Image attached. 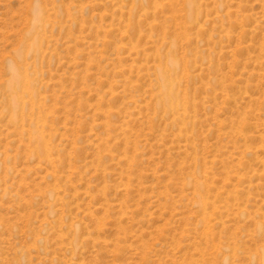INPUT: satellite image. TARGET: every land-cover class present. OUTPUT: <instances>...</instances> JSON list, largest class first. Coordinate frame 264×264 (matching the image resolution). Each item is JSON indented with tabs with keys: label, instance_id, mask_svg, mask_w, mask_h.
<instances>
[{
	"label": "rangeland",
	"instance_id": "obj_1",
	"mask_svg": "<svg viewBox=\"0 0 264 264\" xmlns=\"http://www.w3.org/2000/svg\"><path fill=\"white\" fill-rule=\"evenodd\" d=\"M263 249L264 0H0V264Z\"/></svg>",
	"mask_w": 264,
	"mask_h": 264
},
{
	"label": "bare ground",
	"instance_id": "obj_2",
	"mask_svg": "<svg viewBox=\"0 0 264 264\" xmlns=\"http://www.w3.org/2000/svg\"><path fill=\"white\" fill-rule=\"evenodd\" d=\"M35 13H34V15H36ZM32 20H33V18H32ZM35 20L36 21H34V23L36 24V22L39 20V16L37 17V15H36ZM39 22H41V21H39ZM31 29H32V27H31ZM158 74H159V78H160V86H159V90H158L160 92V97H159L160 105H162V106H164V107H166V108H168L170 110L178 108L179 107V102H178V98H177V95H178L177 93L179 91L177 92L175 90L176 88L174 89V84H175L176 80L179 78V76L176 74V71L174 69V62L172 61L171 63H167L166 65H160L158 67ZM18 76H19V74H18V72L16 71V68H15L13 70V78H12V81H11V85L13 86V88L14 89L15 88L18 89V87H20V89H22V90L28 89L29 88V81H28L27 75H22V81H20V82L18 80ZM17 105H18V103L16 102V100H14L12 102V107L11 108L14 109V108H16ZM18 120H16V121L14 120V121L18 122ZM260 259H261V264H264V249L262 251Z\"/></svg>",
	"mask_w": 264,
	"mask_h": 264
}]
</instances>
